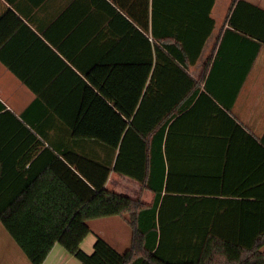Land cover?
Listing matches in <instances>:
<instances>
[{"label":"trees","instance_id":"obj_1","mask_svg":"<svg viewBox=\"0 0 264 264\" xmlns=\"http://www.w3.org/2000/svg\"><path fill=\"white\" fill-rule=\"evenodd\" d=\"M215 1L83 0L84 44L100 50L93 62L87 49L85 67L69 57L86 79L84 94H71L80 97L70 123L78 146L39 153V137L4 113L7 129L16 128L0 140L32 146L21 148L20 162L12 161L17 148L0 145V225L30 264H44L57 244L81 264H264V217L249 225L247 209L245 226L241 218L221 225L206 196L183 194L172 183L189 173L175 162L178 124L199 100L218 101L208 66L200 81L190 74L215 28ZM227 25L264 44V9L257 5L233 0ZM112 173L139 183L152 203L107 189ZM110 217L132 229L129 249L119 253L97 238L94 252L85 253L89 223Z\"/></svg>","mask_w":264,"mask_h":264},{"label":"crops","instance_id":"obj_2","mask_svg":"<svg viewBox=\"0 0 264 264\" xmlns=\"http://www.w3.org/2000/svg\"><path fill=\"white\" fill-rule=\"evenodd\" d=\"M246 1L264 9V0ZM232 3L233 0L215 1L211 13L215 28L200 60L190 70L198 81L193 70L208 66V83L218 101L212 97L213 101L199 100L188 118L178 124L175 162L181 171L186 169L189 173L177 175L172 183L183 194L206 196L207 210H219L221 225H239L241 218V225L245 226L247 209L249 225H257L256 221L264 217V44L232 32L227 25ZM83 6V0H0V133L16 128L8 130L4 124L8 110L39 137V153L55 146L63 149L79 144V139L70 133V123L80 97L71 94H84L82 80L86 79L69 57L85 67L87 49L93 50V62L95 51L100 50L96 44L88 48L84 44L85 32L80 27L84 22ZM207 50L211 54L205 58ZM183 138L188 140L186 145ZM0 145L17 148L21 153H15L12 161L21 162V148L28 149L32 143L16 138L0 140ZM127 184L133 189L141 187L112 173L107 189L121 194L118 191L124 192L122 186ZM257 202L260 206H252ZM251 211L256 215H251ZM123 225L129 226L122 217L91 221V233L82 243V250L91 255L97 238H101L124 253L132 241L130 226L131 232L125 228V236L117 232L108 239L104 231L109 226L122 230ZM1 227L0 256L11 258L12 247ZM24 257V264H30ZM44 264L81 262L57 244Z\"/></svg>","mask_w":264,"mask_h":264},{"label":"rangeland","instance_id":"obj_3","mask_svg":"<svg viewBox=\"0 0 264 264\" xmlns=\"http://www.w3.org/2000/svg\"><path fill=\"white\" fill-rule=\"evenodd\" d=\"M209 54H211V50H210V53L207 50L205 58H208ZM205 71H206V66L203 67V66L200 65L198 68H195L193 70V74L195 76H197L198 80L200 81L203 78V75H204ZM128 185L129 184L122 186L123 191L127 192V193L120 192V191H118V192L121 193V194H124V195L131 196V197L134 195L135 196L133 198L134 200H140L141 202H144L145 204H148V205L150 204L153 194H151L149 192H146V191L142 192L141 191L142 190L141 187H138L137 189H133L132 187H130ZM95 225H94V229L96 230ZM90 226L93 229V225H90ZM123 226L124 227L122 228V230H120V228H114V227H110L109 226V227H107L104 230L105 231V235L107 236L108 239L110 237H113L114 236L113 234L114 233L116 234L117 232H120L121 234H124V236H125V228H127L126 230H128L129 233L131 232L130 231L131 229L129 228V226H125V225H123ZM97 228H98V230L101 229V227L98 226V225H97ZM1 230H2L3 234H5V236H7V241L9 242L10 246L12 247V248H10V252H11L13 257L8 258L10 255L6 256V257H3V254H1V256H0V264H24V261L26 260L24 255H23V259H21L23 253H20V250L15 245V243L12 241L11 237L8 235V233L5 231V229L3 227H1Z\"/></svg>","mask_w":264,"mask_h":264}]
</instances>
